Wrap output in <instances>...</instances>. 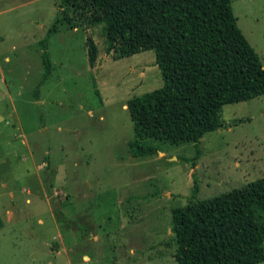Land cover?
<instances>
[{
	"label": "rangeland",
	"instance_id": "rangeland-1",
	"mask_svg": "<svg viewBox=\"0 0 264 264\" xmlns=\"http://www.w3.org/2000/svg\"><path fill=\"white\" fill-rule=\"evenodd\" d=\"M231 7L264 67V0ZM58 10L0 0V264H177L171 211L194 180L206 198L264 178V94L221 106L193 161V142L153 138L156 151L132 157L126 103L163 85L154 51H107L104 24L69 7L74 27L50 31ZM254 214L264 238V208Z\"/></svg>",
	"mask_w": 264,
	"mask_h": 264
},
{
	"label": "trees",
	"instance_id": "trees-1",
	"mask_svg": "<svg viewBox=\"0 0 264 264\" xmlns=\"http://www.w3.org/2000/svg\"><path fill=\"white\" fill-rule=\"evenodd\" d=\"M64 7L104 24L107 51L155 53L163 85L126 103L133 122L132 157L157 150L144 143L146 138L191 141L197 148L205 133L221 125V106L264 94V67L236 23L231 0H59L50 31L64 22L74 27L60 15ZM87 46L93 65L97 48L91 38ZM42 55L45 77L51 63L45 50ZM199 153L197 148L192 161ZM197 193L194 180L191 199L171 211L177 264L263 262L264 238L254 207L264 208V178L206 198Z\"/></svg>",
	"mask_w": 264,
	"mask_h": 264
}]
</instances>
